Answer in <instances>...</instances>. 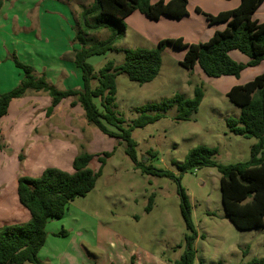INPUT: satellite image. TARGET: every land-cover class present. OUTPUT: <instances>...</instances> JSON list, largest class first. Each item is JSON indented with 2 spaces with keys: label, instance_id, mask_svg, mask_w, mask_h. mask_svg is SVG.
<instances>
[{
  "label": "rangeland",
  "instance_id": "1",
  "mask_svg": "<svg viewBox=\"0 0 264 264\" xmlns=\"http://www.w3.org/2000/svg\"><path fill=\"white\" fill-rule=\"evenodd\" d=\"M202 2L192 0L191 5ZM193 12L194 17L188 14L182 19L164 18L169 19L164 21L171 22H163L162 26L159 21L142 16L147 25L138 21L134 23L135 27L128 24L114 51L93 56L88 62L98 75L109 61L122 64L128 50L155 48L159 41L151 42L150 37L148 41L141 40L137 36L138 28L147 36L159 33L160 38L178 34L187 38L192 35L201 38L208 29L220 26L207 21L204 27H200L195 17L204 20L206 17L197 10ZM253 17L257 20L260 13H254ZM108 37L107 31L93 34L95 41H104ZM185 54L186 49L167 45L162 55L161 71L150 83L141 85L132 82L124 74L116 80V112L125 119L126 128L132 125L145 107L149 109V115H164L154 124L134 129L132 137L137 143L138 160H149L147 165L172 171L180 178L179 182L142 174L135 169L134 162L127 155L124 142L109 138L89 125L81 108H65V126L62 124L61 132H52L51 139L70 143L74 147L69 150L49 147L44 162L46 168L72 172L74 158L71 159V156L89 152L95 155L90 167L98 171V156L104 152H114L106 160L95 188L87 196L72 201L63 218L48 222L46 251H53L40 254L39 259L43 264H129V253L135 254L142 264H175L187 249L188 231L182 215L181 189L189 200L197 231L194 264H264V227L241 231L233 225L223 207L221 176L217 169L203 167L185 174L179 169L188 152L197 146L217 148L218 154L214 160L220 164L250 161L252 146L258 143V139H246L230 132L227 119L240 118L241 109L229 101L227 93L237 83H247L245 79L249 78L248 75L254 70L260 72L261 67L248 66L246 74L239 78H209L198 66L193 70L181 66ZM235 54L246 59L242 61L244 64L248 63L246 55L233 52ZM196 86L202 87L205 93L198 113L190 121H176L175 97L183 95L192 98ZM166 104L169 106L165 107ZM149 151L156 152V157L150 158L147 155ZM16 152L15 170L23 174L24 165L27 166L25 161H28V165L32 164L33 155H30V147L17 149ZM152 195L154 203L148 212ZM24 217L18 213L3 219L17 222L23 221ZM3 222L0 221V224ZM63 230L68 235H59Z\"/></svg>",
  "mask_w": 264,
  "mask_h": 264
},
{
  "label": "trees",
  "instance_id": "2",
  "mask_svg": "<svg viewBox=\"0 0 264 264\" xmlns=\"http://www.w3.org/2000/svg\"><path fill=\"white\" fill-rule=\"evenodd\" d=\"M263 3L264 0H241L238 8L217 15L207 14L197 8V12L203 14L209 24H225L226 28L217 31L204 43L187 44L182 38H172L160 41L152 49L128 50L122 64L109 61L97 75L95 68L88 62L89 58L115 50V44L123 38L127 29L126 18L139 12L153 21H159L163 16L182 19L189 14V0H95L90 8L83 9L74 27L76 34L73 44L80 47L73 51L74 63L82 72L83 87L58 90L49 84L44 75L38 77L33 66L21 62L12 54L10 59L22 70L23 78L15 89L0 94V119L8 114L14 99L24 97L29 91L43 92L51 97L48 116L64 100L71 99V107L80 106L89 125L103 135L126 144V153L134 162L135 169L145 175L179 182L180 178L172 171L147 165L149 160H138L137 143L132 137L134 129L154 124L163 119L164 115H149V109L145 107L132 125L126 128L125 119L116 112L117 77L124 74L130 81L141 85L152 82L161 71L163 51L169 45L186 49L181 66L187 70L198 66L209 78H239L248 66L256 67L264 61V22L260 23L253 18ZM100 31H107L109 37L104 41H95L93 34ZM233 51L246 55L249 62H236L231 57ZM204 97L205 93L200 86L195 87L192 98L177 95L173 101L177 106L176 121H190L198 113ZM227 97L241 109L240 118L227 119L230 132L246 139H258V143L252 146L250 161L220 164L214 160L218 154L217 148L197 146L188 152L179 169L185 174L203 167L216 168L221 176L220 189L225 213L238 230L246 231L264 227V73L244 85L232 87ZM4 149L5 145L0 140V161ZM113 152H104L98 156V171L90 167L95 155L84 152L74 158L72 172L46 168L39 177H20L17 196L30 219L0 227V264H43L38 255L47 241L48 222L63 218L72 201L87 196L95 188L106 160ZM147 155L154 158L157 153L149 151ZM180 193L182 215L188 231L187 249L175 264H194L197 231L191 217L189 200L184 190L181 189ZM153 203L154 195L149 199L148 212ZM59 235L66 236L68 233L63 230ZM131 261L132 264L136 262L135 255Z\"/></svg>",
  "mask_w": 264,
  "mask_h": 264
},
{
  "label": "crops",
  "instance_id": "3",
  "mask_svg": "<svg viewBox=\"0 0 264 264\" xmlns=\"http://www.w3.org/2000/svg\"><path fill=\"white\" fill-rule=\"evenodd\" d=\"M202 1L201 4L192 6V0H189V15L194 17L193 11H196L197 8L207 14L217 15L221 12L234 10L241 3V0ZM94 2L95 0H0V94L15 89L23 78L22 70L16 67L10 59L12 54H15L21 62L33 66L38 77L44 75L49 84L58 90L82 88V72L74 63L73 51L80 48L79 45L73 44L76 34L74 27L76 19L81 16L83 9L90 8ZM263 8L264 3L256 11L257 14L260 13V17L257 19L260 23L264 22ZM262 9L263 11H261ZM142 16L144 15L135 12L126 18L125 22L127 26L128 24L134 26L136 21L147 25L146 19ZM164 18L168 17H161L159 20L161 26L163 22H171L164 21L169 20ZM132 20L133 23L130 24ZM195 21L200 23V27H204V22H207L206 19L200 17H195ZM219 25L208 29L201 38H195V35L187 38L181 34L160 38L159 33L147 36L140 28L136 31L138 38L145 41L150 40L149 37L151 42L182 38L187 44H198L204 43L206 39L212 38L217 31H223L226 28L225 24ZM233 52H231V57L237 62L241 63L246 60L241 59L239 55H233ZM247 61L249 62V58ZM259 66L261 67L260 72L254 70L248 75L249 78L245 79L246 81L250 82L264 73V61ZM245 72L241 74L242 77L246 74ZM236 85L242 84L237 83ZM51 104L52 99L46 93L29 91L24 97L14 99L10 104L8 114L0 119V140L5 145L0 161V221L5 223L0 224V227L6 224L26 222L30 219L28 211L21 206L18 200V179L22 176H41L46 169L44 162L48 156L49 147H63L67 150L74 147L70 143L51 139L52 132H61L62 124L65 126L67 118L65 108L71 107V99L64 100L55 108L53 114L48 116L47 109ZM76 108L81 107L76 106L72 109ZM58 121L59 123H56ZM42 128L47 131H43ZM24 147H30L33 163L28 165V161H25L27 166L24 165V172L20 174L15 170L16 151ZM18 158L20 159V155ZM73 158H75L74 155L71 156V159ZM68 161H70L69 158ZM18 213L25 216L23 221L8 222L3 219ZM47 244L48 237L45 246L39 253V258L42 252L49 254L53 251V249L46 251ZM133 255L132 253L128 255L130 257L129 264H132ZM128 257H126L127 260ZM109 264L114 263L110 262ZM134 264H142L137 256Z\"/></svg>",
  "mask_w": 264,
  "mask_h": 264
}]
</instances>
